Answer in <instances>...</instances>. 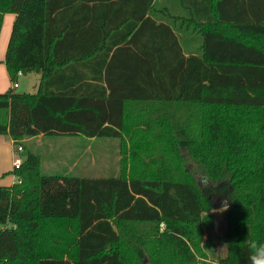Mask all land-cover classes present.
<instances>
[{
	"label": "trees",
	"instance_id": "1",
	"mask_svg": "<svg viewBox=\"0 0 264 264\" xmlns=\"http://www.w3.org/2000/svg\"><path fill=\"white\" fill-rule=\"evenodd\" d=\"M15 13L0 264H249L264 243V0H0ZM121 139L111 176L45 173L38 134ZM206 177L208 186H201ZM231 200L211 256L214 186Z\"/></svg>",
	"mask_w": 264,
	"mask_h": 264
},
{
	"label": "rangeland",
	"instance_id": "2",
	"mask_svg": "<svg viewBox=\"0 0 264 264\" xmlns=\"http://www.w3.org/2000/svg\"><path fill=\"white\" fill-rule=\"evenodd\" d=\"M12 24V23H11ZM3 61L0 59V64ZM40 75L36 72L21 73L16 87L18 92H35ZM9 85L14 81L8 78ZM28 146L31 144L27 141ZM16 146V145H15ZM34 148V147H33ZM43 155L42 171L45 173H70L75 175L111 176L120 171L121 139L105 137L48 135L42 144L36 147ZM221 209V208H220ZM215 209L216 214L213 242L215 249L209 252L211 256L226 252V242L223 233L226 228L224 215L226 211Z\"/></svg>",
	"mask_w": 264,
	"mask_h": 264
},
{
	"label": "crops",
	"instance_id": "3",
	"mask_svg": "<svg viewBox=\"0 0 264 264\" xmlns=\"http://www.w3.org/2000/svg\"><path fill=\"white\" fill-rule=\"evenodd\" d=\"M15 16V13H6L4 15L0 32V59L3 61V63L0 64V92H3L11 87L7 86L9 85L8 78L10 76L5 63V53ZM46 137L47 135L41 133L36 136L30 137L27 141L31 144L32 148L34 147V149L37 150L36 147H38L39 144H42ZM15 148L16 146L10 135L0 134V184L10 185L17 179L15 174H7L5 176H2L4 172L9 171L13 168V160L14 156L16 155Z\"/></svg>",
	"mask_w": 264,
	"mask_h": 264
},
{
	"label": "clouds",
	"instance_id": "4",
	"mask_svg": "<svg viewBox=\"0 0 264 264\" xmlns=\"http://www.w3.org/2000/svg\"><path fill=\"white\" fill-rule=\"evenodd\" d=\"M201 186H208L210 183L206 177H201ZM228 205L225 203L224 206L220 209V211H226ZM249 248L251 250V254L249 256V264H264V243H258L256 241H252L249 244Z\"/></svg>",
	"mask_w": 264,
	"mask_h": 264
},
{
	"label": "water",
	"instance_id": "5",
	"mask_svg": "<svg viewBox=\"0 0 264 264\" xmlns=\"http://www.w3.org/2000/svg\"><path fill=\"white\" fill-rule=\"evenodd\" d=\"M223 183L214 186L213 190L209 193V199L214 209H220L226 203L228 207L231 204V200L226 192H220L217 189L222 186Z\"/></svg>",
	"mask_w": 264,
	"mask_h": 264
},
{
	"label": "built area",
	"instance_id": "6",
	"mask_svg": "<svg viewBox=\"0 0 264 264\" xmlns=\"http://www.w3.org/2000/svg\"><path fill=\"white\" fill-rule=\"evenodd\" d=\"M18 85H19L18 81L13 83L14 87H16ZM21 150H22V146H16V148H15L16 155L14 156L13 166L18 167L20 165V163L22 162V157L20 155Z\"/></svg>",
	"mask_w": 264,
	"mask_h": 264
}]
</instances>
